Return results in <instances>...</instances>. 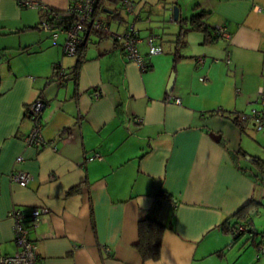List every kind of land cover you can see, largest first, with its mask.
Listing matches in <instances>:
<instances>
[{"label":"crops","instance_id":"crops-1","mask_svg":"<svg viewBox=\"0 0 264 264\" xmlns=\"http://www.w3.org/2000/svg\"><path fill=\"white\" fill-rule=\"evenodd\" d=\"M29 1L55 12L71 3ZM131 1L143 71L108 34L83 37L68 57L57 18L43 28V11L0 0V258L16 252L10 213L20 210L40 264H264V168L250 159L264 157L228 137L235 127L264 142L251 120L233 123L264 114V0H188L183 19L178 0ZM96 11L118 35L132 21L115 0ZM202 11L226 37L206 43L207 32L189 29ZM150 36L160 54L148 56ZM36 100L45 102L42 148L24 143ZM18 171L30 175L25 187L10 180ZM145 220L166 228L157 260L135 247Z\"/></svg>","mask_w":264,"mask_h":264},{"label":"built area","instance_id":"built-area-1","mask_svg":"<svg viewBox=\"0 0 264 264\" xmlns=\"http://www.w3.org/2000/svg\"><path fill=\"white\" fill-rule=\"evenodd\" d=\"M105 0H71L69 7L65 10L66 15L73 18V23L67 27H63L61 32L66 36V40L63 45V53L68 57H76L78 52V46L83 37L88 36L90 33L108 34L115 40L121 43L129 60L135 62L141 71L145 70L146 64L144 59L139 55L138 44L141 42L138 33L135 29V23L139 21L140 16L136 9L135 4L131 0H117L121 3L125 13H127L132 19L128 28L121 34L112 33L109 30L108 25L96 17V9ZM19 7L40 10L45 13V16L41 19L40 25L43 28H49L50 22L48 20L51 16H58L57 12L48 8L42 3L29 0H16ZM215 34L218 37H226V31L223 26L217 27ZM156 38L153 36L148 37V56L157 55L161 53L160 47L156 44ZM205 82V78L200 79ZM95 97H98V93L95 92ZM174 102L179 103L178 99ZM45 108V103L41 100L29 104L26 108V117L31 121L32 127L28 135L24 138L26 146L42 148L47 145L46 140L43 137V122L42 113ZM237 119L240 123H244L247 120H251L257 132L264 131V114L256 109H252L248 114H238ZM87 160L100 159L99 155L87 157ZM18 161L20 158L17 159ZM30 179V175L24 171H18L10 176V180L19 185L25 187ZM44 210H33L30 218L36 220ZM10 217L13 221V240L16 245V252L10 256H4L0 258V264H40L36 258L34 245L29 238V231L23 225L25 215L20 210H15L10 213ZM239 231H245L243 228H239ZM258 255H264V236L261 237V242L258 246ZM105 251L108 249L105 248ZM258 257V256H257Z\"/></svg>","mask_w":264,"mask_h":264},{"label":"trees","instance_id":"trees-1","mask_svg":"<svg viewBox=\"0 0 264 264\" xmlns=\"http://www.w3.org/2000/svg\"><path fill=\"white\" fill-rule=\"evenodd\" d=\"M115 1H117V0H115ZM57 13H58V16H51L48 18V20H50V22H51L52 19L57 18L58 22L55 24L58 27L61 25L67 27L73 23V18L66 15L65 12H57ZM205 14L206 13L202 11L198 14L191 15V17L188 19L189 29L200 30V31L205 32V33L207 32L206 43H211V42H214L218 38V36L215 34L216 28H211L203 22V19L205 18ZM178 21H179V19H178ZM210 29L213 32L211 34L209 32V31H211ZM184 31H186V30H184ZM148 68L149 67H146L145 69H148ZM233 121H234L233 123L242 130L240 122L238 121V119L235 118ZM220 141H221V138H220ZM244 154L245 153L243 152V155ZM250 159H251V161L255 162L256 164H258L259 166L264 168V164H262L264 162L261 163L260 160L255 158V157H250ZM262 170H264V169H262ZM75 191H76V189H72L69 191V194H72ZM160 195L165 196V198H168L167 193L164 194L161 192ZM252 203H253V201H250L249 205H252ZM249 205L240 209L238 211V213L236 214V216L239 215L241 212H243L245 209H247ZM165 229L166 228L163 225H161L157 222H154L152 220H145V221H142L141 223H139V232H138L139 240H138L137 244L135 245V247H136L137 251L139 252V254L143 260H157L159 258L160 246H161V237H162V234H163ZM237 231H238V228L235 225L233 226V229L230 230V232H232V234L234 236H236V234H238Z\"/></svg>","mask_w":264,"mask_h":264},{"label":"rangeland","instance_id":"rangeland-1","mask_svg":"<svg viewBox=\"0 0 264 264\" xmlns=\"http://www.w3.org/2000/svg\"><path fill=\"white\" fill-rule=\"evenodd\" d=\"M178 3L182 7V10H181L182 11L181 12V18L183 19L184 14L185 13H188L187 11L190 10V3L188 2V0H178ZM191 5H193V4H191ZM166 26H168L170 28L172 26V29H173V26H175V24L174 23L173 24L172 23L168 24L167 19H166L165 27ZM167 31H169V28H168ZM163 56H165V57L169 56L168 48L166 47V45H165V54ZM230 130H232V131H230L232 133L231 134L228 133V132L227 133L229 135L228 137L232 141V144H234V145H237L238 144V146L241 145V147H243L244 150L248 151V153H251V154L254 153V155H257L258 157L259 156L264 157V148H262V145H264V142H258L259 140L256 142L255 139H254V137H251V136H249V137L242 136L241 134L238 133V129L235 128V127H232ZM240 137L244 139L242 142L240 141ZM247 147H249V148H247ZM251 154H249V155H251ZM241 158L242 157L239 158L240 159V164L243 165L246 161L243 158L242 159ZM242 160H244V161H242ZM262 210H264V209H262Z\"/></svg>","mask_w":264,"mask_h":264},{"label":"water","instance_id":"water-1","mask_svg":"<svg viewBox=\"0 0 264 264\" xmlns=\"http://www.w3.org/2000/svg\"><path fill=\"white\" fill-rule=\"evenodd\" d=\"M173 20L174 21H177L178 20V8L177 7H174L173 8ZM0 59H1V55H0ZM174 81H175V74H171L170 75V78L168 80V83H167V86H166V93H170L172 88H173V85H174Z\"/></svg>","mask_w":264,"mask_h":264}]
</instances>
